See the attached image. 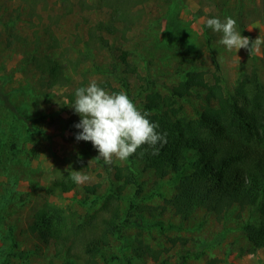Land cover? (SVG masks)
Wrapping results in <instances>:
<instances>
[{
    "label": "rangeland",
    "instance_id": "rangeland-1",
    "mask_svg": "<svg viewBox=\"0 0 264 264\" xmlns=\"http://www.w3.org/2000/svg\"><path fill=\"white\" fill-rule=\"evenodd\" d=\"M115 5L121 8L114 11ZM217 17L234 18L236 30L250 44L259 36L264 39V0H0L2 89L22 112L50 115L36 122L40 131L30 135L0 105V264L58 263L53 246L42 244L29 230L34 213L48 202L68 214H92L99 198L119 185L112 167L126 161L114 158L106 165L68 127L80 121L71 107L77 88L92 81L119 86L118 78L98 71L114 62L137 105L141 83L137 75L123 74L117 61L122 51L141 77L165 86L177 84V69L191 68L228 97H251L253 85L264 87V44L259 53L227 50L219 43L222 34L205 24ZM100 22L107 28L97 29ZM90 34L102 36L115 51H106L95 39L89 42ZM204 96L199 91L176 106L186 118H194L205 105ZM71 171L90 179L69 192L52 189L54 180ZM95 183L100 184L98 199L90 204L94 197L86 200L82 187ZM137 183L141 195L135 197L137 186L128 184L120 204L121 209L130 202L144 206L141 222L133 220L122 239H112L99 264H248L251 255L255 264H264V251L251 249L241 228L252 216L248 210L232 206L216 214L194 208L183 217L165 206L176 193L173 176L159 180L149 171L138 172ZM140 242L157 252L158 259L149 254L136 258L133 251Z\"/></svg>",
    "mask_w": 264,
    "mask_h": 264
},
{
    "label": "trees",
    "instance_id": "trees-1",
    "mask_svg": "<svg viewBox=\"0 0 264 264\" xmlns=\"http://www.w3.org/2000/svg\"><path fill=\"white\" fill-rule=\"evenodd\" d=\"M113 7L114 11L121 8L119 5ZM106 26L111 27L112 24ZM96 27L99 30L107 28L101 22ZM93 39L106 51H115L102 36L90 34L89 42ZM117 61L124 66L123 74L137 75L141 84L136 96L139 100L137 105L134 104L142 112L151 114L148 118L159 125L158 132L167 134V143L162 147L156 146L158 155H152L153 149L144 145L125 160L126 164L113 165V178L119 185L99 198L102 200L100 206L92 214H68L48 202L34 213L29 230L42 244L53 246L58 260V263L51 261L49 264H99V258L111 246L112 239H122L124 230L133 224V220L141 222L144 206L130 202L126 209H121L120 202L128 184L137 186L135 197L141 195L137 173L145 171L159 180L168 176L177 180L176 193L165 200V206L174 207L176 213L183 217L194 208L216 214L232 206L248 210L252 216L241 228L251 249L264 251V87L253 85L251 97L244 94L228 97L219 85L208 83L201 72L191 68L177 69L175 74H181L177 84L165 86L148 75L141 77L137 67L127 61L124 51L117 56ZM115 63L109 69L98 71L110 78H118L119 86H113L109 81L98 86L109 93L123 90L130 98L129 83L126 77L117 75ZM48 73L51 80H55V68L50 67ZM158 88L165 89V92ZM199 91L205 92V105L194 118H186L176 106L177 101L194 97ZM11 96L3 91L0 81L3 110L22 124L28 134L39 132L36 122L50 118V115L33 117L28 112L24 113ZM68 128L75 139L80 130L74 125ZM85 144L88 153H97L91 142ZM9 145L7 147L13 151L14 144ZM70 175L64 173L54 180L52 189L64 193L74 190L76 183ZM99 188L98 183L82 187L86 200L89 196L94 197L90 204L98 199ZM133 252L136 258L149 254L153 260L158 259V253L142 242Z\"/></svg>",
    "mask_w": 264,
    "mask_h": 264
},
{
    "label": "clouds",
    "instance_id": "clouds-1",
    "mask_svg": "<svg viewBox=\"0 0 264 264\" xmlns=\"http://www.w3.org/2000/svg\"><path fill=\"white\" fill-rule=\"evenodd\" d=\"M205 24L222 34L219 43L229 51L247 49L249 54L259 53L264 44L260 36L250 44L249 37H242L236 30L237 21L232 17L223 21L218 17L210 18ZM74 96L71 107L80 116L79 123L74 125L80 130L75 139L91 142L98 152L96 159H102L106 165L114 158L128 159L144 145L153 149L152 155H158L156 146L167 143V134L158 132L159 125L148 118L151 114L138 109L125 91L109 93L92 81L86 87L77 88ZM70 179L80 185L88 182L90 177L82 171H71Z\"/></svg>",
    "mask_w": 264,
    "mask_h": 264
},
{
    "label": "crops",
    "instance_id": "crops-1",
    "mask_svg": "<svg viewBox=\"0 0 264 264\" xmlns=\"http://www.w3.org/2000/svg\"><path fill=\"white\" fill-rule=\"evenodd\" d=\"M248 259V264H255V258L253 255H251L250 257L247 258Z\"/></svg>",
    "mask_w": 264,
    "mask_h": 264
}]
</instances>
